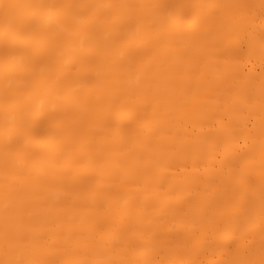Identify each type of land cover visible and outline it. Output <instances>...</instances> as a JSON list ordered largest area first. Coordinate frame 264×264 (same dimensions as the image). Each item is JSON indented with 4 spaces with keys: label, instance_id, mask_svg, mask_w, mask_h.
<instances>
[{
    "label": "bare ground",
    "instance_id": "1",
    "mask_svg": "<svg viewBox=\"0 0 264 264\" xmlns=\"http://www.w3.org/2000/svg\"><path fill=\"white\" fill-rule=\"evenodd\" d=\"M0 264H264V0H0Z\"/></svg>",
    "mask_w": 264,
    "mask_h": 264
}]
</instances>
